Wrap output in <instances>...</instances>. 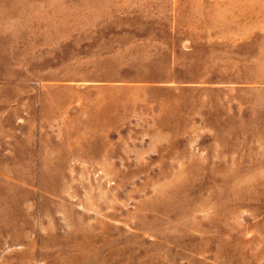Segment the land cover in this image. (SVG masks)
I'll return each instance as SVG.
<instances>
[{"label":"rangeland","instance_id":"obj_1","mask_svg":"<svg viewBox=\"0 0 264 264\" xmlns=\"http://www.w3.org/2000/svg\"><path fill=\"white\" fill-rule=\"evenodd\" d=\"M0 264H264V0H0Z\"/></svg>","mask_w":264,"mask_h":264}]
</instances>
